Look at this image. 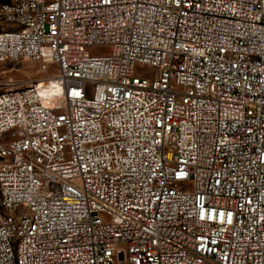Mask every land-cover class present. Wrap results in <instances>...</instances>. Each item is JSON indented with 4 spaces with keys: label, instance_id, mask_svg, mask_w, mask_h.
I'll use <instances>...</instances> for the list:
<instances>
[{
    "label": "built area",
    "instance_id": "built-area-1",
    "mask_svg": "<svg viewBox=\"0 0 264 264\" xmlns=\"http://www.w3.org/2000/svg\"><path fill=\"white\" fill-rule=\"evenodd\" d=\"M20 60L0 264H264V0H0Z\"/></svg>",
    "mask_w": 264,
    "mask_h": 264
},
{
    "label": "rangeland",
    "instance_id": "rangeland-1",
    "mask_svg": "<svg viewBox=\"0 0 264 264\" xmlns=\"http://www.w3.org/2000/svg\"><path fill=\"white\" fill-rule=\"evenodd\" d=\"M47 75L42 73L39 64L31 60H20L18 62L8 61L0 64V91L7 85L24 86L34 80H41ZM40 91L43 103L51 106L55 111L65 109V102L58 85L42 83Z\"/></svg>",
    "mask_w": 264,
    "mask_h": 264
}]
</instances>
